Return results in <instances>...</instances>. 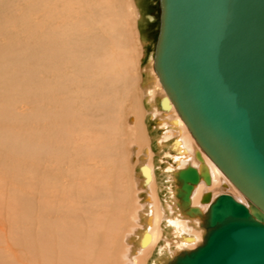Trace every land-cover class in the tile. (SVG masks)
<instances>
[{"label":"rangeland","instance_id":"obj_1","mask_svg":"<svg viewBox=\"0 0 264 264\" xmlns=\"http://www.w3.org/2000/svg\"><path fill=\"white\" fill-rule=\"evenodd\" d=\"M70 2L72 6L68 8ZM89 2L0 0V264H55L58 247L54 239L69 238L75 227L83 229L84 233L89 229L86 225L92 214L88 203V199L91 201V190H86L84 186L95 184L93 188L102 192L105 182L109 185L115 183V159L104 158L99 152L93 155L92 148L96 144L91 134L84 130L79 134L81 138L74 136L66 140L69 147L63 150L62 159L55 160L53 154L48 156L42 153L45 115L48 110L57 114L58 106L54 100L47 98V91L41 95V83L44 82L46 87L48 82L57 84L55 68L59 67L54 59L47 61L50 52L40 59L37 57L41 51L39 45L44 40L46 44L53 43L50 38L56 37L62 22L68 20L70 10L74 15L82 14L78 21L81 32L73 36L78 52L82 53L74 55L79 61L95 50H102L100 42L106 36H112L110 29L117 32L116 36L123 43L118 63L123 77L114 90L123 99L122 108L118 113L114 111L117 101L114 93L107 103L93 96L84 97L86 108L82 113L90 122L89 129L121 114L123 129L129 131L131 127L138 134L127 137L122 131L125 136L119 132L120 137L118 134L116 136L120 147L109 146V155L114 158L118 150L123 153L126 149V163L131 170L140 156L136 158L137 153H141L143 146L150 143L149 138L157 134L156 125L142 109L144 103L147 105L145 101L142 102V81L144 67L147 71H154V44L159 25L158 0L133 1L140 13V17L136 18L137 32L134 22L123 23L113 14L108 19H94L95 15L87 5ZM121 2V10L126 13V4L123 0ZM114 5H111L112 9L120 10L118 4V7ZM122 5L125 7L122 8ZM146 15L152 18L147 19ZM150 56L152 63L149 62ZM77 65L81 68V64ZM82 68L76 70L74 64L61 67L67 70L66 77L75 78L77 73L81 75L84 80L82 90L95 88L99 81L102 82L101 79L105 83L111 80L107 72L105 77L100 73L96 60L91 67ZM159 84L164 90L160 81ZM123 91L128 92V98H122ZM131 121H135L133 127ZM76 128L79 127L73 130ZM98 133L102 132L96 131L95 135ZM101 152L106 153V150ZM131 153L135 157L130 158ZM120 158L118 156L117 170L121 165ZM113 162L111 175L92 176L91 170L98 171V168ZM130 169L127 171L131 172ZM62 189L65 190V204L59 208L55 198L59 197ZM224 192L228 193L229 190L222 188L217 194ZM140 193L142 200L145 192ZM160 194L162 196L163 193ZM132 198L128 196L127 203L132 204ZM68 208L69 215L66 214ZM71 219L74 223L69 226ZM201 237L199 244L203 235ZM81 243L86 245L83 239Z\"/></svg>","mask_w":264,"mask_h":264},{"label":"water","instance_id":"obj_2","mask_svg":"<svg viewBox=\"0 0 264 264\" xmlns=\"http://www.w3.org/2000/svg\"><path fill=\"white\" fill-rule=\"evenodd\" d=\"M154 69L204 153L247 198L220 193L205 212L191 206L194 185L211 176L198 150L200 170L176 171L183 212L197 215L201 244L162 264H264V0H158ZM146 180L150 176L141 167Z\"/></svg>","mask_w":264,"mask_h":264},{"label":"bare ground","instance_id":"obj_3","mask_svg":"<svg viewBox=\"0 0 264 264\" xmlns=\"http://www.w3.org/2000/svg\"><path fill=\"white\" fill-rule=\"evenodd\" d=\"M123 1L126 7L122 5V8H126L124 10L126 13L121 10L120 3H123L121 0H90L87 5L91 13L95 15L94 19H108L110 14H113L121 18L123 23L134 22L136 26V18L140 17L139 8L135 7L134 0ZM114 4L116 7L119 6L120 10L112 9L111 5L115 6ZM71 6L72 2L68 4V8ZM81 16L80 13L74 15L70 10L68 20L62 22L56 37L50 38L53 43L46 44L44 40L39 45L41 51L37 57L40 59L50 52L47 61L54 59V63L59 67V69L55 68L57 84L51 85L48 82L46 87L44 82L41 83V95L47 91V98L50 101L54 100L58 106L57 114L48 110L45 115L42 153L48 156L53 154L55 160L62 159L63 150L69 147L66 140L74 136L81 138L82 136L79 134L84 130L91 134L92 140L96 144L92 148L93 155L99 152L104 158L115 159L114 169L117 175L114 178L115 183L111 185L107 182L104 183L102 192H99L96 187L93 188L95 184L91 187L84 186L86 190H91V201L88 199V203L92 214L86 225L89 229L87 233H84L83 229L75 227L69 234V238L54 239L58 247L55 264H162L182 250L193 249L199 244L201 236H204L205 233L199 216L183 212L176 196V189H174V186L177 187L175 178L177 170L184 168L187 164L200 170L195 150L200 152L203 162L208 168L211 183L206 184L203 178H200L191 192V206H198L202 212H205L209 202H201L203 194L210 192L211 200H213L222 188L229 190L228 194L230 193L243 204L247 203V198L229 179V181L227 180L224 173L204 153L198 142L189 133L190 131L188 132L189 129H186V124L172 102H169L168 108L161 107L160 102L167 94L160 88L155 69L147 71L144 67L142 102L145 101L147 105L144 103L142 109L153 120L157 127L156 131L158 130L157 134L149 138L150 143L143 146L141 153H137L136 158L139 154L140 156L133 170L126 163V149L123 153L118 150L114 158L109 155V146L120 147L116 136L119 132L122 131L127 137H136L138 133L132 131L131 127H129V131L123 129L121 114L89 129L90 122L82 113V110L86 108L83 98L93 96L96 100L107 103L114 93L117 96L114 111L118 113V110L122 108L123 99L119 97V92L114 90L116 84L123 77L118 65L122 56L120 50L123 43L116 36L117 32L110 29L112 36H106V39L100 42L102 50H95L79 61L74 55L82 53L78 52L73 36L81 32L78 27ZM151 18L152 16H147V19ZM137 28L136 26V32ZM79 39L77 38V40ZM95 60L98 62L100 73H103L104 77L108 73L111 77L110 82L106 83L101 79L102 82L99 81L95 88L88 86L89 88L86 87L82 90L84 80L81 75L77 73L75 78L73 76L66 77L67 70L61 69L64 65L74 64L76 70H80L83 69V66L91 67ZM152 60L153 58L150 56L149 62L152 63ZM77 64H81V68ZM127 96L128 92L123 91L122 98H128ZM131 122L133 127L135 121ZM75 127L79 128L73 130ZM96 131L102 133L95 135ZM124 134L122 135L125 136ZM108 141L111 142V145ZM131 141L133 142L134 139ZM152 141L155 143L152 144ZM102 150H106V153L101 152ZM118 156H121V165L117 170ZM132 156L134 155L131 153L130 158ZM114 162L111 165L98 168V171L91 170L92 176L111 175L110 168ZM144 165L149 173V180H146L141 169ZM129 169L131 172L127 171ZM57 174L59 175L58 172ZM140 192L142 194L145 192L142 200L139 198ZM93 193L96 195L94 196ZM160 193H163L162 196ZM128 196L133 197L132 204L127 203ZM64 197L65 190L62 189L59 197L55 198L59 208L65 204ZM66 214L69 215V208L66 209ZM73 223L74 221L71 219L68 225L71 226ZM82 239L86 241L85 246L81 243ZM51 262L52 259L49 263Z\"/></svg>","mask_w":264,"mask_h":264}]
</instances>
